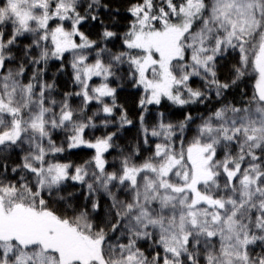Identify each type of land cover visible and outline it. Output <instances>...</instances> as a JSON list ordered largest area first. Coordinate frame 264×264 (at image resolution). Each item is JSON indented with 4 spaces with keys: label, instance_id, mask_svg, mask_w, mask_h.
Returning a JSON list of instances; mask_svg holds the SVG:
<instances>
[{
    "label": "snow or ice",
    "instance_id": "snow-or-ice-1",
    "mask_svg": "<svg viewBox=\"0 0 264 264\" xmlns=\"http://www.w3.org/2000/svg\"><path fill=\"white\" fill-rule=\"evenodd\" d=\"M0 264H264V0H0Z\"/></svg>",
    "mask_w": 264,
    "mask_h": 264
}]
</instances>
